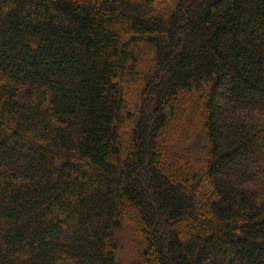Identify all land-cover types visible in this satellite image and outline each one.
Instances as JSON below:
<instances>
[{
  "label": "trees",
  "instance_id": "obj_1",
  "mask_svg": "<svg viewBox=\"0 0 264 264\" xmlns=\"http://www.w3.org/2000/svg\"><path fill=\"white\" fill-rule=\"evenodd\" d=\"M264 264V0H0V264Z\"/></svg>",
  "mask_w": 264,
  "mask_h": 264
},
{
  "label": "rangeland",
  "instance_id": "obj_2",
  "mask_svg": "<svg viewBox=\"0 0 264 264\" xmlns=\"http://www.w3.org/2000/svg\"><path fill=\"white\" fill-rule=\"evenodd\" d=\"M122 237L128 242L123 244V248L119 252L118 264H138L140 255L138 245L133 240L132 232L127 230Z\"/></svg>",
  "mask_w": 264,
  "mask_h": 264
}]
</instances>
